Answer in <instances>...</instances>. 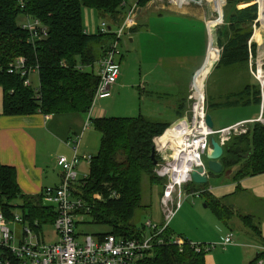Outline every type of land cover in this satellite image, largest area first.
<instances>
[{"label": "trees", "instance_id": "trees-1", "mask_svg": "<svg viewBox=\"0 0 264 264\" xmlns=\"http://www.w3.org/2000/svg\"><path fill=\"white\" fill-rule=\"evenodd\" d=\"M149 0H141L143 6ZM224 0H222L223 3ZM243 0H227L223 7V25L217 38L225 40L216 66L245 65L248 67L249 47L252 54L255 44L248 46L257 19V3L237 8ZM20 7L17 0H0V88L2 89L3 115H60L78 113L86 117L92 106L98 75L92 70L100 53L114 37L113 26L119 27L130 6V0H23ZM263 0H260L262 5ZM246 5V3L244 4ZM91 9L100 20L111 27L106 33L85 31L83 10ZM24 16L40 21L46 35L31 40L30 34L17 18ZM220 18V17H219ZM218 22H221L218 19ZM98 30V28H97ZM102 56V55H101ZM19 58L24 59L27 73L21 76L15 67ZM89 67L88 69H86ZM31 72L39 78V88L24 85ZM245 97V98H244ZM260 104L259 83L246 85L244 89L226 97L229 101ZM105 99V98H102ZM99 100V99H98ZM97 102V100H96ZM207 102V101H206ZM225 103V102H224ZM218 103L216 106L225 105ZM95 106V105H94ZM186 107L180 105L182 114ZM207 108V103H206ZM264 116V98H263ZM100 134L99 148L88 161L87 174L74 183V191L82 198L92 221L105 225L106 234L117 237L141 238L146 229L133 220L141 206L142 175L147 176L150 190L153 186L163 189L164 181L156 177L151 149L155 147V159L162 160L159 141L170 137L171 123L154 120L143 115L135 117H96L89 119V125ZM223 171L235 169L232 179L239 181L246 176L264 172V123L255 122L246 132L232 136L223 146L220 157ZM77 171V169H76ZM211 173V172H209ZM78 178V174H77ZM189 185L206 187L207 183ZM190 189V188H189ZM193 190L194 187H192ZM200 191V190H199ZM115 193L116 196L111 197ZM101 194V199L94 196ZM199 196L205 198L213 214L223 224L238 217L254 238L262 245L261 230L251 215H242L226 203V198H215L203 190ZM19 200L22 214L31 222L52 223L55 210L42 201V195L25 194L17 182L16 169L0 163V209L7 220L14 217L13 202ZM160 237L164 244H154L137 264H206L204 250L196 251L187 239L180 247L168 243L174 237L168 227ZM264 264V248L245 264Z\"/></svg>", "mask_w": 264, "mask_h": 264}, {"label": "crops", "instance_id": "crops-1", "mask_svg": "<svg viewBox=\"0 0 264 264\" xmlns=\"http://www.w3.org/2000/svg\"><path fill=\"white\" fill-rule=\"evenodd\" d=\"M257 3L259 16L255 21L253 33L248 41L249 45L251 43L255 44V53L251 58L253 54L249 47L251 57L248 58V67L241 64L233 67L215 66L207 77L209 80L215 72L221 70L220 68H224L232 78L236 79L235 82L230 80L231 83L227 82L221 87L223 91L217 93L221 98L218 96L212 98L205 88L207 113L211 115L214 129L229 127L238 122L251 121L246 124L247 129L255 122L264 123L262 122V119H264L262 102L260 104L253 101L248 102V97L244 103L232 104L233 101L230 100L226 104V97L229 94L244 89L246 85L257 83L250 72L251 66L253 67L258 58H263L262 55H264V29L262 28L264 19H261L264 12L259 0ZM88 16L96 24L95 12L91 9H84L85 31L95 33V30L90 27ZM212 17H215V15L210 16L209 13H206L202 9V4L190 3L187 0H150L144 6H139L135 16L129 25L125 27L124 35L119 43L126 52H130L136 38L139 39L137 48L140 56L137 66L134 67L135 72L128 70L130 58L123 54V50L120 48V55L117 58L120 72L116 83L112 87V95L97 100L90 118L143 115L150 119L169 122L171 125L173 124L172 126L181 125L180 123L183 120H178L189 114L188 94L192 78L200 69V72L206 70L205 65L207 66L211 61V27L215 24ZM124 19L125 15L122 22ZM258 22L261 24H258ZM96 25L98 27V24ZM257 28L260 29L261 41L254 37ZM134 34L136 35L133 36ZM123 38H126L125 44H123ZM259 50H262L261 54H258L257 51ZM101 55L102 52L99 58ZM260 65L264 67V63L261 62ZM202 67L204 68L202 69ZM92 70L97 73V62L93 65ZM132 86L136 87L135 92L128 90ZM2 97L3 93L0 88V163L13 166L16 169L18 185L25 194L39 195L45 187H54L61 182V171L56 170L58 168L56 159L60 155L71 158L72 147L68 144V140L79 137L81 140H79V153L85 154L89 151L90 147L86 143L83 144L82 141L90 134L84 133L86 117L78 113L3 115ZM129 100L131 108H126ZM183 101L186 107L180 115V105ZM218 103H224L225 105L217 107ZM158 148L162 152L161 157L166 158V149L161 148L160 141ZM81 165L79 169H81ZM50 169L53 170L52 173H49ZM222 170L220 173H207L206 187L196 188V186L189 185L187 188L192 189L194 187L195 190L187 191L185 185L184 189L187 196L203 189L215 198L225 197V202L232 206L236 212L254 217L261 230L262 242L264 243V172L246 176L236 182L232 179L235 169L223 172ZM221 174H226L230 182L216 184V179ZM156 191L160 198L161 188H156ZM151 192L153 193V189ZM253 200H256V203L252 204L253 206L262 204V207H259L262 211L259 215L251 210H243V206L240 207L242 204L251 203ZM182 208L183 204L179 212ZM224 226L225 229L222 230L225 235L230 231L234 232L232 244L236 243L235 235L236 237L240 235L238 238H241L242 241L237 242L244 250L245 261L251 260L258 249L264 247L243 226L238 217H233L232 221L227 225L224 224ZM174 236L187 239L183 234ZM222 238L220 237L219 240L221 241ZM194 243H197V241ZM246 251L249 254H246Z\"/></svg>", "mask_w": 264, "mask_h": 264}, {"label": "built area", "instance_id": "built-area-1", "mask_svg": "<svg viewBox=\"0 0 264 264\" xmlns=\"http://www.w3.org/2000/svg\"><path fill=\"white\" fill-rule=\"evenodd\" d=\"M17 1L20 7L24 6L23 0ZM140 1L130 0L124 21L115 28L112 41L97 61L98 84L92 106L86 115L84 128L89 126L90 114L96 100L112 95V87L120 72L117 61L120 55L119 42L124 35L125 27L135 16ZM99 23L97 30L99 33L111 30V27L108 29L109 25L106 21L101 20ZM21 25L29 32L31 40L46 35V30L38 19L24 16ZM260 66V64L255 65L254 68L251 66L250 72L259 83L263 103L264 72ZM14 69H18L21 76H25L27 69L24 59L19 58L16 66L11 67L9 72H13ZM200 70L195 73L191 81L188 94L189 114L178 120H183L180 123L183 129L176 130V134L162 141L161 148L166 149L167 157L160 160L154 168L156 177L164 181L159 198L162 210L160 222L147 220L143 224L146 233L141 238L117 237L113 234H106L100 238L92 235L80 236L76 232L78 219L83 215L78 211L84 208L85 211L88 210L82 198L74 191V183L77 180L76 169L80 161L88 162L91 157L79 153L80 139L77 137L68 140V144L72 147L71 158L60 155L56 159V165L61 170V182L54 187H45L41 192L42 201L54 207L55 218L52 223L41 224L38 220L31 222L23 214H14L11 220H7L0 209V264H137L154 244H164L160 235L169 227V222L187 197L184 186L193 182L191 172L203 167L202 174H207L203 157L211 149L210 137L217 136L215 139L223 147L232 135L246 132V124L251 122H238L221 129L208 128L205 122L207 114L205 95L203 89L202 93H199L194 84ZM30 84L29 79L24 80V85ZM200 193L196 191L191 195L199 197ZM113 196L116 194L112 193L111 197ZM94 197L101 199V194H96ZM47 226L54 228V237L50 241H44L42 238L45 236L42 228ZM233 238L234 234L230 231L224 236L221 244L224 247L231 245ZM168 243L180 247L185 240L180 236H174ZM187 243H190L196 251L209 252L211 249L205 243L190 241ZM258 264L263 262L259 261Z\"/></svg>", "mask_w": 264, "mask_h": 264}, {"label": "rangeland", "instance_id": "rangeland-1", "mask_svg": "<svg viewBox=\"0 0 264 264\" xmlns=\"http://www.w3.org/2000/svg\"><path fill=\"white\" fill-rule=\"evenodd\" d=\"M150 1V0H149ZM147 1V2H149ZM190 3H195V4H202V9L206 13H209L211 15H215V17H212V21H214L215 24L214 26L211 27V36H212V55L210 58V63L206 66V70L208 71L205 73L203 71L199 72L198 76L195 79V83L199 84L202 77H204L203 74L206 75L205 80L203 81V92L205 95L206 99V94H205V88L207 92L210 93L212 98H221V96L217 93H219L222 90V86L225 85L227 82H235L234 78L231 77V75L228 73L227 70H224V68H220L221 70H218L215 72L209 80L207 79L208 75L211 73V71L215 68V66L218 63L221 51H222V46L225 44V40H220L217 38V35L219 33L220 27L223 25V7L226 4L227 0H224L222 3V0H187ZM258 0H243L237 3V8L242 9L245 8L251 4L257 3ZM260 1V0H259ZM246 3V5H244ZM144 6V5H143ZM258 3H257V17L259 16V10H258ZM262 11H264V0L261 5ZM218 14V15H217ZM217 15V16H216ZM222 15V16H221ZM95 22L99 26V19L97 15L95 14ZM87 17V16H85ZM89 17V24L92 29L97 32V25L94 23L93 20H91L90 16ZM220 17V18H219ZM218 19H220L221 22H218ZM261 19L263 18V14L261 15ZM24 21L23 17L19 16L17 18L18 24H22ZM258 24H261L258 22ZM86 25V23H84ZM116 26H113V29L111 30L114 31ZM264 29V25L262 26ZM254 29V28H253ZM134 34L133 36H135ZM216 37L217 39L215 40ZM254 37L258 40L261 41V36H260V29L255 30ZM123 44L126 43V38H123ZM217 41V42H216ZM121 42V40H120ZM119 42V43H120ZM137 43H139V39L136 38L135 42L132 45V49L130 52H126L123 48V46L119 48H122L123 54L129 56L130 58V65L128 67V70L134 71L135 72V66H137V63L139 61V52L137 48ZM249 46V44H248ZM249 49V48H248ZM260 49H262L260 47ZM120 50V49H119ZM258 54H261L262 50L257 51ZM255 53V49L253 52V55L251 58H253ZM249 54V53H248ZM260 56V55H258ZM263 58L259 57L257 63L255 62L253 65V68L255 67L256 64H261L264 63V55H262ZM250 57V54L249 56ZM264 72V67L260 66ZM86 68V67H85ZM87 67L86 69H88ZM137 73V71H136ZM135 73V74H136ZM252 75V74H251ZM253 76V75H252ZM30 82H31V87L35 90L39 88V78L37 74L34 72H31L29 75ZM253 78L257 81V79L253 76ZM193 79V78H192ZM207 79V80H206ZM231 83V82H230ZM258 83V81H257ZM241 84V83H240ZM235 86V85H233ZM237 87V86H235ZM128 90L135 92L137 89L136 87H129ZM264 94V90H263ZM133 101V100H131ZM138 101V99H137ZM96 104V102H95ZM94 104V105H95ZM131 103L130 100L128 101V104L126 105V108H131L130 107ZM94 108V106H93ZM92 108V109H93ZM92 112V111H91ZM124 116V115H122ZM125 116H132V115H125ZM111 117V116H108ZM94 118V117H93ZM90 125L88 128H85L84 133H90L87 138H83V144H87L90 149L87 151V155L89 156H94L99 148V140H100V134ZM216 137V136H215ZM81 141V140H80ZM204 163H206V158L203 157ZM82 164V165H81ZM81 165V169H79V166ZM58 167V166H57ZM87 167H88V162L86 160H83V162H80L79 165L77 166V174H78V180L82 179L85 177L87 174ZM57 171H61L60 168L58 167L56 169ZM53 170H49V173H52ZM226 173V172H224ZM226 182H230V179L226 177V174H221L218 179H216V184H225ZM156 188L158 186H153V193L151 192L152 189L150 190L149 185H148V179L147 176L142 175V180H141V191H142V199H141V206L138 208V211L136 212V217L133 220L138 226L143 225L147 220L151 219L156 222H160L162 219V210H161V205H160V199L159 195L156 191ZM193 189H187V191H192ZM200 192L203 191V189H199ZM152 193V194H151ZM236 197V196H235ZM245 201V200H244ZM256 203V200L251 201V203L248 204H242L240 207L243 206V210H251L256 215H259L262 211L259 209V207H262L261 205H255L253 206L252 204ZM13 206L16 208L13 210L14 214L22 215V208H20L21 203L19 200L15 201L12 203ZM256 221V220H255ZM217 219V217L213 214L209 206H206L205 204V199L204 197H196V196H187V199L183 202V208L182 210L176 213V215L172 218V220L169 222V228L173 232L174 235L178 234H183L186 236L188 240H190L192 243L196 242L197 243H205L207 244L208 247H210V251L207 252L206 254V259L207 264H244L245 262V257L243 255V248L239 245L237 241L241 242L242 239L236 237L235 235V241L238 245L231 244L227 245L224 247L221 243L224 239V232L222 229H225L224 224ZM41 230V229H40ZM76 232L82 236V235H92L95 237L99 233H105L108 231V227L105 225L97 224L94 223L91 219V217L88 214L81 215L78 219L77 227H76ZM42 231L45 233V236H43L44 241H50L54 237V228L53 226H47L43 227ZM234 234V232H232ZM220 237H223L222 240L220 241ZM201 238V239H199ZM194 240V241H192ZM202 241V242H200ZM246 254H249L248 251H246Z\"/></svg>", "mask_w": 264, "mask_h": 264}, {"label": "water", "instance_id": "water-1", "mask_svg": "<svg viewBox=\"0 0 264 264\" xmlns=\"http://www.w3.org/2000/svg\"><path fill=\"white\" fill-rule=\"evenodd\" d=\"M260 2V1H259ZM110 29V26L108 27ZM205 122L208 128L212 129L214 127V123L212 121L211 115L209 113L206 114ZM210 146L211 149L207 151L206 158V168L207 173H220L222 170V162L220 157L223 154V147L220 143L215 139L214 136L210 137ZM150 158L153 162V165H156L158 162L155 159V147L153 146L151 149ZM203 167H198L191 172L192 181L195 184H204L208 180V174H202Z\"/></svg>", "mask_w": 264, "mask_h": 264}, {"label": "bare ground", "instance_id": "bare-ground-1", "mask_svg": "<svg viewBox=\"0 0 264 264\" xmlns=\"http://www.w3.org/2000/svg\"><path fill=\"white\" fill-rule=\"evenodd\" d=\"M264 12V11H263ZM263 18H264V13H263ZM208 71V69L207 70H205L204 72L206 73ZM204 75V77H202V79H201V81H200V83L199 84H196L195 82H194V84H195V86H196V90L199 92V93H202V89H203V81L205 80V77H206V75L205 74H203ZM180 128L181 129H183V127H181L180 125H174V126H172V128H171V130H170V136H172V135H174V134H176V130H180Z\"/></svg>", "mask_w": 264, "mask_h": 264}]
</instances>
